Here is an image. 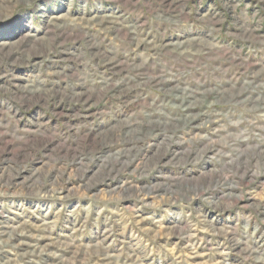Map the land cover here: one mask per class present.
Returning a JSON list of instances; mask_svg holds the SVG:
<instances>
[{
  "label": "rangeland",
  "instance_id": "obj_1",
  "mask_svg": "<svg viewBox=\"0 0 264 264\" xmlns=\"http://www.w3.org/2000/svg\"><path fill=\"white\" fill-rule=\"evenodd\" d=\"M0 264H264V0H0Z\"/></svg>",
  "mask_w": 264,
  "mask_h": 264
}]
</instances>
